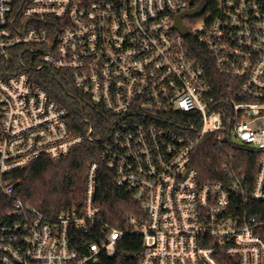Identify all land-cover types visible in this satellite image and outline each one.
Segmentation results:
<instances>
[{"label": "built area", "instance_id": "2783aa9c", "mask_svg": "<svg viewBox=\"0 0 264 264\" xmlns=\"http://www.w3.org/2000/svg\"><path fill=\"white\" fill-rule=\"evenodd\" d=\"M197 8L181 34L176 17ZM0 60L63 73L109 117L104 137L73 135L26 73L0 77V264H102L127 233L141 239L137 264H264V0H0ZM206 139L252 154L251 184L225 166L200 182L191 155ZM99 141L81 203L47 216L15 198L13 173ZM100 168L139 211L127 232L101 216Z\"/></svg>", "mask_w": 264, "mask_h": 264}, {"label": "trees", "instance_id": "16d2710c", "mask_svg": "<svg viewBox=\"0 0 264 264\" xmlns=\"http://www.w3.org/2000/svg\"><path fill=\"white\" fill-rule=\"evenodd\" d=\"M191 44L193 53L208 74L209 82L214 84L219 81L205 52L195 43ZM20 72L26 73L51 100L67 110L71 134H83L90 125L95 136L106 135L109 117L80 97L66 75L45 68L27 71L17 61L0 60V77ZM190 117L191 114L178 116L181 124H185ZM100 146V141L78 146L68 156L57 161L41 157L23 170L13 173L12 180L19 181L15 188V198L32 205L47 216H56L67 207L81 203L85 174L88 166L98 160ZM253 160L252 154L241 151L232 158L229 149L217 147L210 139L201 141L191 155L192 168L196 170L200 182L220 181V171L225 166L228 171L242 169L251 184L256 171V162ZM96 203L103 219L120 231L127 232L129 226L126 219L139 214L136 205L123 190L114 186L111 174L103 168L98 173ZM9 208L10 205L0 196V215ZM262 239L264 241V232ZM140 247V237L127 233L117 243L115 256L111 259L104 257L102 264H137Z\"/></svg>", "mask_w": 264, "mask_h": 264}, {"label": "water", "instance_id": "95a60500", "mask_svg": "<svg viewBox=\"0 0 264 264\" xmlns=\"http://www.w3.org/2000/svg\"><path fill=\"white\" fill-rule=\"evenodd\" d=\"M203 12L202 8H197V9H193L189 12H186L184 14L178 15L175 19V25L174 28L176 30H178L181 34L186 35L187 34V30L185 28V26H183V24L181 23V20L183 17H193V16H199L201 15Z\"/></svg>", "mask_w": 264, "mask_h": 264}]
</instances>
